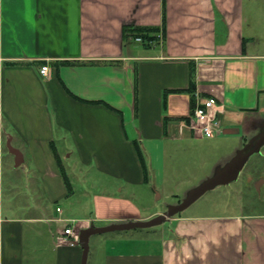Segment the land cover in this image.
Returning a JSON list of instances; mask_svg holds the SVG:
<instances>
[{"label":"crops","instance_id":"obj_1","mask_svg":"<svg viewBox=\"0 0 264 264\" xmlns=\"http://www.w3.org/2000/svg\"><path fill=\"white\" fill-rule=\"evenodd\" d=\"M124 26L157 30L143 44L123 40ZM209 98L222 130L264 131V0H165L164 8L162 0H0V264H82L85 255L86 264L83 243L61 239L66 224L80 232L163 214L123 193L148 182L134 141L145 155L166 157L176 143L202 139L190 116ZM258 136L231 138L234 154ZM8 138L23 154L19 167L28 157L30 176L4 207ZM56 140L79 174L95 167L108 181L103 190L121 185L93 195L88 215L72 217L60 204L77 201ZM165 219L168 231L142 241L101 239L92 264H264V212Z\"/></svg>","mask_w":264,"mask_h":264},{"label":"rangeland","instance_id":"obj_2","mask_svg":"<svg viewBox=\"0 0 264 264\" xmlns=\"http://www.w3.org/2000/svg\"><path fill=\"white\" fill-rule=\"evenodd\" d=\"M262 131L263 128L259 126L252 134H249L250 132H245L243 127H240L237 134L221 133L216 135L214 139L202 137V139L195 141L178 142L174 145L175 147L168 148L166 157H160L159 153L157 154L155 151L152 152V156L146 154L145 160L148 168L146 186L139 190L136 188L124 189L123 193L139 204L143 211L153 210L164 214L170 206L178 205L187 197L190 191L198 188L206 180L215 176L218 171L225 168L236 155L233 152L231 138H234V140L243 138L245 144H248L254 136L260 135ZM2 141L4 145V139ZM11 145L17 147L15 142H11ZM5 147H2L4 152L2 170L5 192L3 193L4 207L10 200L11 195L23 194L22 188L28 185L27 178L30 176L28 157L25 156V162L21 167L14 169L13 157ZM55 147L64 161V170L74 191L72 197L77 201L76 203H60L68 215L72 217L88 215L87 212L92 211L93 195L101 193L115 194L116 187L121 186L119 182L114 181L110 182L107 190H103V185L107 186L105 183L108 181L104 178L101 182L100 178V181L95 178V174L99 175L98 172H95V167L82 169L87 171V178L86 174H79V169L73 164V158L68 159L67 162L63 158L64 147L62 141L56 140ZM11 182H15L18 186L15 190L11 189ZM24 192L29 197L34 195L33 193H27L25 189ZM143 193H146L144 199L141 198ZM149 195L147 202V196ZM32 200L33 198L24 201L32 203ZM75 204H79L78 208H72ZM262 212H264V144L247 158L243 167L239 170L237 180L209 189L197 201L177 215L182 216L191 213L200 215H242ZM169 224L168 219H163L160 223L148 228L92 234L87 244L88 260L86 264H92L93 253L101 239H109L114 234H122L123 236L127 234L128 238H131V235H137L139 237L134 239L142 241L143 234H146V232H155L159 229L168 231L170 229Z\"/></svg>","mask_w":264,"mask_h":264},{"label":"water","instance_id":"obj_3","mask_svg":"<svg viewBox=\"0 0 264 264\" xmlns=\"http://www.w3.org/2000/svg\"><path fill=\"white\" fill-rule=\"evenodd\" d=\"M223 134H235L238 133L237 129H224L222 131ZM264 144V131L257 137L255 144L253 147L241 150L236 153V155L229 161V163L225 166V168L216 173L215 176L206 180L202 183L198 188L189 192L187 197L180 202L176 206H170L164 214L156 216L148 221L144 222H130L124 224L110 225L99 228H88L81 230L79 232L78 238L79 242L83 243L85 251L88 250V241L87 236L92 234H100L112 231H123L130 230L134 228H148L152 227L158 223H160L163 219L172 217L186 208H188L191 204L197 201L205 192L209 189L214 188L216 186L224 185L227 183H231L237 180L239 175V170L243 167L247 158L259 150V148ZM6 148L8 153L13 156V167L18 168L23 163V154L16 148L11 145V138H8L6 141ZM86 255L83 258L82 264H85Z\"/></svg>","mask_w":264,"mask_h":264},{"label":"built area","instance_id":"obj_4","mask_svg":"<svg viewBox=\"0 0 264 264\" xmlns=\"http://www.w3.org/2000/svg\"><path fill=\"white\" fill-rule=\"evenodd\" d=\"M136 41L141 42L142 39L137 38ZM47 71V66H42L39 70L43 76L47 74ZM216 111V100L214 98L198 101L191 112L190 130L195 135L204 138H213L221 134L223 130L220 121L216 117ZM56 211L59 212L60 209L57 208ZM78 234L79 230L75 228V225L68 223L62 231L63 238L61 237V239L65 240L71 246H74L79 242Z\"/></svg>","mask_w":264,"mask_h":264},{"label":"trees","instance_id":"obj_5","mask_svg":"<svg viewBox=\"0 0 264 264\" xmlns=\"http://www.w3.org/2000/svg\"><path fill=\"white\" fill-rule=\"evenodd\" d=\"M164 3H165V0H162L163 8H164ZM164 21L165 20L163 19V25H164ZM156 30H157V28H154V27H141L140 28V27H136V26H124L123 27V40L124 39L126 40L127 36L128 37H136V38L139 37L142 39L143 44H148V42H151L154 39L149 34L156 32ZM58 64L67 65V66H75V65H80L82 63L78 62V61H61ZM134 147H135V151H136L139 163H140L142 171H143L144 179H145V181H147L148 168H147V162L145 160V153L142 150V148L140 147L139 142L136 140L134 141ZM53 152L56 156V152L54 149H53ZM58 162H59V160L57 158V163ZM59 169H60L61 175L63 176V178L65 180V184L67 185V187H69L68 181L65 177V173L63 171L62 166H60V164H59Z\"/></svg>","mask_w":264,"mask_h":264}]
</instances>
